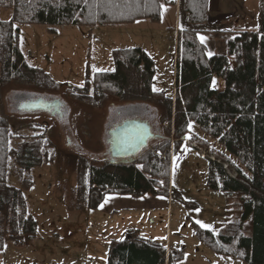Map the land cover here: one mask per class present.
<instances>
[{
    "label": "trees",
    "instance_id": "1",
    "mask_svg": "<svg viewBox=\"0 0 264 264\" xmlns=\"http://www.w3.org/2000/svg\"><path fill=\"white\" fill-rule=\"evenodd\" d=\"M209 0H185L184 10L191 25H203L208 18ZM178 0H0V10L11 12L9 21H0V83L17 82L51 88L49 77L30 67L20 50L21 25H44L55 34L56 27H119L141 21L162 22L163 9ZM196 29L177 34L174 96L153 91L155 64L141 48L114 50V71L95 73L72 99L96 107L102 97L123 101L152 99L169 104L177 139L203 154L208 161L207 188L226 195L239 194L243 214L230 235H215L194 224L197 239L213 253L232 257L245 264H264V0L256 30H237L227 42V54L208 55ZM216 140L227 154L194 134L191 124ZM8 121L0 117V250L7 241L29 243L37 223L27 216L20 189L7 185L11 161L29 173L47 160L44 140L30 137L11 149ZM169 143L149 151L133 163L113 161L95 166L83 158L76 161V206L98 210L109 195L141 198H169L171 148ZM32 186L22 180L24 190ZM251 223L252 234L244 228ZM246 229V228H245ZM184 249H167L156 241L131 231L125 240H114L107 264H179Z\"/></svg>",
    "mask_w": 264,
    "mask_h": 264
},
{
    "label": "rangeland",
    "instance_id": "2",
    "mask_svg": "<svg viewBox=\"0 0 264 264\" xmlns=\"http://www.w3.org/2000/svg\"><path fill=\"white\" fill-rule=\"evenodd\" d=\"M164 9L159 25L141 21L119 27L59 26L55 34L44 25L19 26L25 61L43 71L52 87L0 83V117L8 121L11 149L39 136L44 140L47 160L29 173L21 172L13 161L8 165L7 185L22 190L27 216L35 220L37 231L25 245L7 241L0 250V264H107L111 242L125 240L135 230L167 249H184L185 259L179 264H245L213 253L197 239L194 224L215 235H230V229L236 230L240 224L243 201L239 194L208 190V161L185 139L178 152L172 153L177 142L173 125L168 122L172 106L152 99L123 101L106 96L96 107H89L71 97L95 73L114 71L112 52L126 48L145 50L155 64L153 91L174 96L177 34L184 28L176 29L172 7ZM10 19V11L0 10V21ZM200 26L197 28L202 29ZM227 42L223 46L221 38H210L207 54H227ZM56 101L61 103L60 114L48 113L41 109L42 105L28 112L21 109L25 103ZM128 121L145 123L152 133L147 146L128 163L167 143L172 146L173 195L161 197L157 207L141 205L113 216L79 209L75 199L77 159L95 166L108 164L111 132ZM191 130L208 140L212 148L227 154L223 146L193 123ZM25 178L32 182L29 190L22 187ZM197 221L210 227H201ZM245 228V235L250 237L251 223Z\"/></svg>",
    "mask_w": 264,
    "mask_h": 264
},
{
    "label": "crops",
    "instance_id": "3",
    "mask_svg": "<svg viewBox=\"0 0 264 264\" xmlns=\"http://www.w3.org/2000/svg\"><path fill=\"white\" fill-rule=\"evenodd\" d=\"M184 1L178 0L175 7H172L176 29H196L201 31L199 34L200 42L207 48V42L210 38H221L223 46L227 40L232 38L233 32L237 30L253 31L259 27L261 17V0H209V16L207 21L201 25V28L193 26L189 23L184 10ZM166 10L163 9L162 19L165 16ZM183 16V20L182 17ZM200 37L205 39L201 41ZM215 55V54H214ZM112 161L108 162L110 164ZM163 198H150L144 196L134 198L131 196L109 195L105 198L103 204L98 211L105 215L119 214L124 210L138 209L145 206L157 207ZM128 204H131L128 206ZM169 235V233H168ZM18 264H29L24 261H19ZM37 264V263H34Z\"/></svg>",
    "mask_w": 264,
    "mask_h": 264
},
{
    "label": "water",
    "instance_id": "4",
    "mask_svg": "<svg viewBox=\"0 0 264 264\" xmlns=\"http://www.w3.org/2000/svg\"><path fill=\"white\" fill-rule=\"evenodd\" d=\"M42 104V110L60 114L61 103L56 101L51 104L44 102L25 103L24 111H32L36 105ZM152 137L150 127L140 121H128L111 132V158L115 161H125L136 157L148 144Z\"/></svg>",
    "mask_w": 264,
    "mask_h": 264
},
{
    "label": "snow or ice",
    "instance_id": "5",
    "mask_svg": "<svg viewBox=\"0 0 264 264\" xmlns=\"http://www.w3.org/2000/svg\"><path fill=\"white\" fill-rule=\"evenodd\" d=\"M201 41H203L205 38L204 37H200ZM209 55H211V53H209ZM197 223H201L200 221H197ZM201 227H204V228H209L210 226L209 225H206V224H202L201 223Z\"/></svg>",
    "mask_w": 264,
    "mask_h": 264
},
{
    "label": "flooded vegetation",
    "instance_id": "6",
    "mask_svg": "<svg viewBox=\"0 0 264 264\" xmlns=\"http://www.w3.org/2000/svg\"><path fill=\"white\" fill-rule=\"evenodd\" d=\"M51 114H52V112H51Z\"/></svg>",
    "mask_w": 264,
    "mask_h": 264
}]
</instances>
